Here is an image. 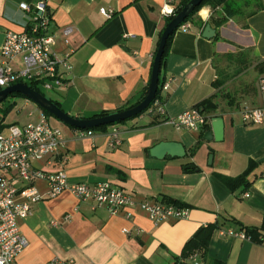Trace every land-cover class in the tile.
I'll use <instances>...</instances> for the list:
<instances>
[{"label":"crops","instance_id":"obj_1","mask_svg":"<svg viewBox=\"0 0 264 264\" xmlns=\"http://www.w3.org/2000/svg\"><path fill=\"white\" fill-rule=\"evenodd\" d=\"M165 1L48 0L53 50L59 56L68 55L72 66L64 85L53 89L48 98L78 118L125 110L138 102L148 87L157 42L165 27L167 17L161 14ZM171 1L176 8L182 0ZM34 2L0 0V48L7 30L22 31L28 22L29 14L20 4ZM258 3L260 10L242 20H234L233 15L217 28L211 19L218 16H214L216 11L222 12V6L206 5L193 17L189 29L176 30L165 63L169 86L161 91L166 116L174 117L216 93V56L225 45L234 48L233 37L245 41L257 60H264V0ZM101 8L111 9L112 15L105 17ZM196 20L209 23L220 38L203 37V27L194 24ZM19 99L15 106L24 110L15 123L35 122L41 109L27 99L18 103ZM258 105L259 94L250 103ZM238 106L218 107L208 128L200 131L176 130L161 117L144 112L115 124L121 141L116 148L108 146L112 125L79 138L78 129L50 120L66 138L65 147L34 166L47 172L63 170L72 183L113 182L137 201L174 198L187 206L188 217L154 224L138 207L130 218L125 211L112 215L69 191L46 197L47 185L40 180L35 186L44 198L19 220L27 245L16 264H47L52 259L63 264H173L198 228L215 222L219 227L207 250L198 251L199 264H264V236L255 243L221 234V230L239 231L235 221L258 227L264 218V125L245 124ZM214 118L223 121L220 141L212 134L210 139L204 138L212 130ZM201 131V143L190 155ZM168 141L181 143L185 156L151 155L155 145ZM250 161L257 165L248 175V187H227L222 177L238 176Z\"/></svg>","mask_w":264,"mask_h":264},{"label":"built area","instance_id":"obj_2","mask_svg":"<svg viewBox=\"0 0 264 264\" xmlns=\"http://www.w3.org/2000/svg\"><path fill=\"white\" fill-rule=\"evenodd\" d=\"M20 8L29 14V19L22 31L7 30L0 48V89L16 83L32 81L42 89L53 90L65 83V74L72 69L68 55L59 56L54 52L55 36L50 31L52 11L48 0H35L33 4L21 3ZM171 0H166L161 14L174 15ZM105 17L113 13L111 9L101 8ZM190 22L179 28L189 29ZM63 33H68L64 29ZM127 35H124V37ZM169 80H165L162 90L167 89ZM260 105L245 106L241 110L245 124L264 125V75L258 82ZM156 112L164 119L162 122L176 130L200 131L205 124L203 114L195 107L189 108L174 117L165 115L163 104L156 100L147 113ZM32 112H29L31 115ZM51 117L42 111L35 122L24 124H6L0 130V264H16L18 255L27 245V239L21 233L19 220L26 218L32 205L44 198L35 183L44 181L47 185L46 197L52 198L63 191H69L80 201H90L96 207L105 208L116 215L125 211L130 218L131 211L138 207L147 217L157 224L168 218L184 219L188 217V208L178 206L165 200L137 201L124 188L110 181L95 184L69 182L63 170L47 172L34 166L35 162L44 160L65 147L66 138L61 130L52 125ZM108 133V146L120 145L118 129L115 125ZM94 131L78 129L77 137L82 138ZM264 177V173H263ZM245 196H248L245 193ZM127 232V230H124ZM222 235L248 239L241 230H221ZM199 264L198 252L187 257L182 256L173 264ZM47 264H63L57 259Z\"/></svg>","mask_w":264,"mask_h":264},{"label":"trees","instance_id":"obj_3","mask_svg":"<svg viewBox=\"0 0 264 264\" xmlns=\"http://www.w3.org/2000/svg\"><path fill=\"white\" fill-rule=\"evenodd\" d=\"M188 1L189 0H182L176 6V8L174 9V14L178 13L187 4ZM206 5H210L213 8H216L217 6H222L221 15H218L215 19H213V18L211 19V22L214 24V26L216 28L220 27L221 25H223V23H225L228 18H231L233 15H236V14L240 13L239 12L240 7L237 6L236 2H232V0H203L201 2V4L194 9L193 13L188 18H186L184 20V23L191 22V20H193V17L197 14V12L202 7H204ZM251 7H252V9L248 13L249 15H251V14H253L256 11L261 9L260 3H258V1H256V0L251 2ZM173 16L174 15H171V16L166 18L165 26L172 19ZM194 22H195L194 24H197L199 26V28H202L205 25V23L200 21V20H196ZM175 32H176V30L171 35H169V37L167 38L166 46L164 48V52H163L162 59H161L157 91H156L155 98H154L153 102L144 111L146 113L148 112L149 108H151L153 106V104H154V102L156 100H158L160 103H162V101H161V98H162L161 91H162V86H163V84H164V82L166 80V68H165L166 57H167L168 50H169V47H170V44H171V40H172L173 35H174ZM161 33L159 35V38L161 36ZM219 38H220L219 34L217 33L216 36L213 39L214 40H218ZM158 42H159V39H158ZM158 42H157V46H158ZM261 62H262V69L264 70V60H262ZM27 84H28V86H30L35 91L45 95L42 92L41 87L39 86V84H37L36 82L29 81V82H27ZM213 84H214L215 87H220L221 86V82L218 80V78H216L213 81ZM146 91H147V88L143 92L141 97L139 98V101H141L144 98V96L146 94ZM215 97H216V94L214 93L211 96H209L208 98L203 99L202 101L198 102L196 105L193 106V107L197 108L199 110V112L201 114H203V116L205 118L206 122L203 125V127L201 128L202 130H206L208 128V120H209V118H211L214 115L216 109L218 108V104L214 100ZM18 98L26 99L24 96H22L19 93H11V94H9L6 97V99H4L0 103V111L3 114V118L0 119V130L5 125L4 124V115H6L10 111V109H12L15 106V100L18 99ZM6 100H7L8 104L6 106H3V102L6 101ZM138 102H136L135 104L130 105L129 107H132V106L136 105ZM54 103L57 104L56 102H54ZM122 110H124V109H119L117 111H122ZM41 111L47 117H51V115L49 113H47L46 111H44L42 109H41ZM144 112H142V113H144ZM110 113H112V112L101 111V112H98V113H95V114L91 115L89 118L96 117V116H103V115H107V114H110ZM141 114H139V115H141ZM148 114L154 115L156 117H161L156 112H150ZM163 120L164 119H161V121H163ZM126 121L127 120L120 121L118 123H113V124H110V125L100 126V127H97V128L85 129V130L104 131V130H106V128L108 126H111V125H114V124L124 123ZM70 128H72V127H70ZM72 129H75V128H72ZM201 133H202V131L199 132V138H198L196 144L190 149V152H189L190 155L194 154L195 151L197 150V148L199 147V144L201 143ZM256 165H257L256 162L250 161L249 164H248V167L246 168V170L243 173H241V174H239L238 176H235V177H222V180L227 185V187H229L230 189H236L238 187H243L245 189L250 184V181L248 180V175L253 171V169L256 167ZM192 167L193 166H191L190 168L192 169ZM187 169L188 168H186V170ZM193 169H196V167H193ZM165 201L171 202V203L176 204L178 206L187 207L184 203H181L179 200L174 199V198H167V199H165ZM235 223L239 224L240 230L245 233V235L248 237L249 240H251L252 242H255V243H260L262 241L263 236H264V218L262 220L261 225L258 226V227H256V226H244L243 224H241L240 222H237V221H235ZM218 227L219 226H218V224L216 222L199 227L198 230L195 232V234L185 243L184 248H183L182 253H181V256L183 258H185V257L188 256V254H190L191 252H194V251H197V252L200 251L202 253L205 252L207 250V247H208V244H209V241H210V237H211L213 231L216 228H218Z\"/></svg>","mask_w":264,"mask_h":264},{"label":"water","instance_id":"obj_4","mask_svg":"<svg viewBox=\"0 0 264 264\" xmlns=\"http://www.w3.org/2000/svg\"><path fill=\"white\" fill-rule=\"evenodd\" d=\"M202 1L203 0H189L187 4L178 13L174 14L172 19L164 27L159 38L158 46L153 59L151 75L146 94L144 98L136 105L125 110L112 112L103 116H96L92 118H78L71 116L70 114L62 110L47 96L35 91L30 86H28V84L25 83H16L7 86L3 89H0V103L4 99H6L9 94L19 93L24 96L27 100L32 102L34 105H36L38 108L49 113L52 118H55L66 126L75 129L97 128L100 126L110 125L113 123H118L120 121L135 118L136 116L144 112L155 98V94L158 87L161 59L164 52V48L166 46L167 38L184 23V20L193 13L194 9L199 6ZM202 36L208 39L216 36L215 30L211 27L209 23H206L204 25L202 29ZM222 133V119L214 118L212 120V130L205 132L204 138L210 139V134H212V137H214L216 141H220L222 140ZM150 153L156 158H162L166 154L173 157H183L185 156L186 151L181 143L168 141L158 143L150 150Z\"/></svg>","mask_w":264,"mask_h":264},{"label":"rangeland","instance_id":"obj_5","mask_svg":"<svg viewBox=\"0 0 264 264\" xmlns=\"http://www.w3.org/2000/svg\"><path fill=\"white\" fill-rule=\"evenodd\" d=\"M253 1L254 0H232V2H236L237 6L240 7V13L236 14L233 19L242 20L244 16L251 11V2ZM217 15H221V10L216 11L214 16ZM226 22H228V19ZM231 34L233 36V33ZM226 37L228 39V33H226ZM236 37L237 36L233 37L235 40L233 43L234 48H230L228 45L223 46L215 60L216 74L218 80L221 82V86L216 91L214 100L221 109H233L238 105V107L241 108L245 106L251 107V101L253 102L254 98L259 94V79L264 75L262 62L252 56L251 49L249 45L245 44V41ZM41 90L47 97H49L52 92V90H45L42 88ZM22 99L23 98H20L18 103ZM7 104V100L3 102V106ZM31 104L35 106L33 103ZM240 104H242V106H240ZM16 107L17 106H14L4 115V123L12 124L19 121L17 120L18 114L24 109H17ZM2 118L3 114L0 111V119ZM21 118L22 116H20V119ZM50 120L51 122L57 121L61 125L68 127L55 118L51 117Z\"/></svg>","mask_w":264,"mask_h":264}]
</instances>
